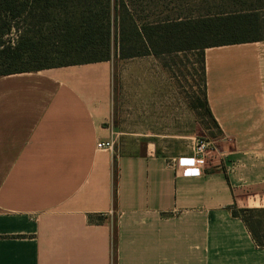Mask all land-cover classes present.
Segmentation results:
<instances>
[{"label":"crops","instance_id":"obj_1","mask_svg":"<svg viewBox=\"0 0 264 264\" xmlns=\"http://www.w3.org/2000/svg\"><path fill=\"white\" fill-rule=\"evenodd\" d=\"M204 55L225 135L221 158L196 177L192 150L168 154L142 135L162 131L139 117L162 116L165 96L144 109L139 93L168 81L134 78L123 129L112 60L0 77V264H264L232 214L264 208V41ZM104 141L114 149L99 150Z\"/></svg>","mask_w":264,"mask_h":264},{"label":"trees","instance_id":"obj_2","mask_svg":"<svg viewBox=\"0 0 264 264\" xmlns=\"http://www.w3.org/2000/svg\"><path fill=\"white\" fill-rule=\"evenodd\" d=\"M163 2L0 0V77L110 61L114 13L122 60L181 51L201 53V106L219 128L206 99L204 52L213 47L264 41L260 33L264 29V16L260 14L264 7L248 0H230L205 14L195 8L196 0H183L188 13L165 18L159 13L151 20L148 8L152 3L161 8ZM209 36H213V43H206ZM51 60L57 63L48 64ZM232 214L243 221L256 245L264 248V208L233 206Z\"/></svg>","mask_w":264,"mask_h":264},{"label":"rangeland","instance_id":"obj_3","mask_svg":"<svg viewBox=\"0 0 264 264\" xmlns=\"http://www.w3.org/2000/svg\"><path fill=\"white\" fill-rule=\"evenodd\" d=\"M181 1L183 2V0H165L163 2L165 5H160L161 8H158L157 4L152 3L151 7L148 8L150 19H156L159 13L162 18L188 13V7H186V4L183 5ZM227 1L230 0H196L193 4L198 12L206 14L209 11L213 12L216 6L218 8L224 7L227 5L225 4ZM248 2H253L259 7H264V0H248ZM112 3L114 4V1ZM260 14L264 16V8L261 9ZM114 17V13H112L110 53L111 60L115 64L116 108L123 114L121 117L123 129L130 128L132 111L136 107L133 102L134 98L137 99V91H134V88L136 89V86L133 84L134 78L137 75H150L151 77H155L156 80L165 82V84L168 81L169 85H166L164 92L159 89L161 86L154 85V87H151L149 95H147L145 86H143L144 91L139 93L138 98L143 99L144 109H148V107L153 108L152 100L155 98L154 94H158L160 98L157 103L158 107L163 108L160 96H165L163 98L165 113L162 116L139 117L140 124L144 128L151 131L157 128L162 131L155 133L147 132L142 135H148L158 140L168 154L178 155L190 152L193 149L195 139L214 140L218 145V153L213 154L208 160V166L212 168L223 153L221 140L225 134L219 128H216L212 118L206 113L205 108L201 106V103L204 102V71L203 64L201 63V53L199 51H181L155 58L151 56L145 59V61H148L141 63V69H133L131 59L122 60L118 55L119 29ZM260 33L264 36V29ZM213 42V36H209L206 39V43L208 44ZM56 63L51 60L48 64ZM168 98L169 101L167 100Z\"/></svg>","mask_w":264,"mask_h":264},{"label":"built area","instance_id":"obj_4","mask_svg":"<svg viewBox=\"0 0 264 264\" xmlns=\"http://www.w3.org/2000/svg\"><path fill=\"white\" fill-rule=\"evenodd\" d=\"M97 148L102 151L113 150L114 143L112 141L99 142ZM192 152L191 166L187 171L190 177H196L202 169L208 166L209 158L218 153V145L214 140L195 139Z\"/></svg>","mask_w":264,"mask_h":264}]
</instances>
